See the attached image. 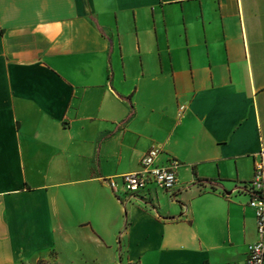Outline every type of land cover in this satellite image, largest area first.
<instances>
[{
	"label": "crops",
	"instance_id": "1",
	"mask_svg": "<svg viewBox=\"0 0 264 264\" xmlns=\"http://www.w3.org/2000/svg\"><path fill=\"white\" fill-rule=\"evenodd\" d=\"M263 143L264 0H0V264H245Z\"/></svg>",
	"mask_w": 264,
	"mask_h": 264
},
{
	"label": "built area",
	"instance_id": "2",
	"mask_svg": "<svg viewBox=\"0 0 264 264\" xmlns=\"http://www.w3.org/2000/svg\"><path fill=\"white\" fill-rule=\"evenodd\" d=\"M183 111L184 106H180V112ZM160 153L158 147H150L141 157L138 170L119 176L127 199L135 198L151 184L174 197L179 161L169 156L164 162H159ZM105 181L112 191L117 189L115 179L107 178ZM239 189L247 194V205L255 217L256 239L247 245L245 264H264V143L255 154L252 177Z\"/></svg>",
	"mask_w": 264,
	"mask_h": 264
},
{
	"label": "rangeland",
	"instance_id": "3",
	"mask_svg": "<svg viewBox=\"0 0 264 264\" xmlns=\"http://www.w3.org/2000/svg\"><path fill=\"white\" fill-rule=\"evenodd\" d=\"M25 264V263H22ZM32 264H56V260L54 258V254L49 252L44 256H40L35 262Z\"/></svg>",
	"mask_w": 264,
	"mask_h": 264
}]
</instances>
